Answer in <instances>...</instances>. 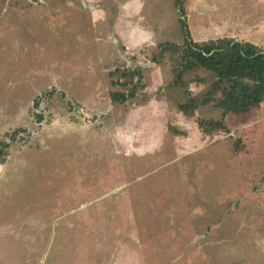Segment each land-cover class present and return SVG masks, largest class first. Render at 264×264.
<instances>
[{
	"label": "rangeland",
	"instance_id": "1",
	"mask_svg": "<svg viewBox=\"0 0 264 264\" xmlns=\"http://www.w3.org/2000/svg\"><path fill=\"white\" fill-rule=\"evenodd\" d=\"M185 11L264 49V0ZM184 39L175 0H0V264H264V101L208 134L216 73L158 55Z\"/></svg>",
	"mask_w": 264,
	"mask_h": 264
},
{
	"label": "trees",
	"instance_id": "2",
	"mask_svg": "<svg viewBox=\"0 0 264 264\" xmlns=\"http://www.w3.org/2000/svg\"><path fill=\"white\" fill-rule=\"evenodd\" d=\"M175 4L180 9V26L185 37L184 44L161 43L158 55L160 57L165 52L180 53V67L175 69L178 83L184 84L182 75L187 70L202 67L216 73L217 77L202 103L215 102L216 106L223 109V118L219 121L199 120L198 122L200 126L207 125L205 131L210 134L227 127L225 118L229 112L247 113L260 107L264 101V49L253 42L233 37H220L202 43L194 41L187 23L185 0H175ZM136 74L138 75L139 72ZM219 91H221V97L217 96ZM135 93V89L128 93L114 92L113 98L125 102L134 97ZM197 107L194 97L180 104L186 116H193ZM8 147L7 142L0 146V163L5 162Z\"/></svg>",
	"mask_w": 264,
	"mask_h": 264
}]
</instances>
